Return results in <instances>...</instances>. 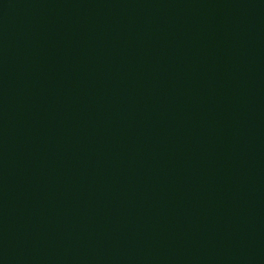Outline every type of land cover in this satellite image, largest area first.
<instances>
[{
    "label": "water",
    "instance_id": "obj_1",
    "mask_svg": "<svg viewBox=\"0 0 264 264\" xmlns=\"http://www.w3.org/2000/svg\"><path fill=\"white\" fill-rule=\"evenodd\" d=\"M0 264H264V0H0Z\"/></svg>",
    "mask_w": 264,
    "mask_h": 264
}]
</instances>
